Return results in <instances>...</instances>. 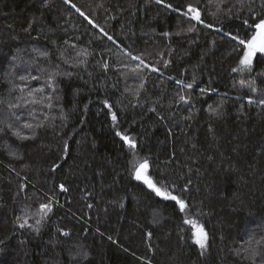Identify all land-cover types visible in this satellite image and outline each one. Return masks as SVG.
Here are the masks:
<instances>
[{"label":"trees","instance_id":"1","mask_svg":"<svg viewBox=\"0 0 264 264\" xmlns=\"http://www.w3.org/2000/svg\"><path fill=\"white\" fill-rule=\"evenodd\" d=\"M262 4L0 0V264H264Z\"/></svg>","mask_w":264,"mask_h":264},{"label":"snow or ice","instance_id":"2","mask_svg":"<svg viewBox=\"0 0 264 264\" xmlns=\"http://www.w3.org/2000/svg\"><path fill=\"white\" fill-rule=\"evenodd\" d=\"M162 0H157V3H161ZM167 7H171L170 5H166ZM262 7H264V4H262ZM188 12L192 13L191 19L202 22L200 17V12L192 7H188ZM245 24H248V21L246 20L244 22ZM250 30L252 31V34L249 38L244 37H238L233 36L232 39L238 41V47L237 51L242 52V56L239 58L238 62V68H234L233 71H250L253 64V58L257 55V53L264 54V18L254 19L253 23L249 26ZM242 46V47H239ZM188 87H191V85H188ZM183 99V97H181ZM260 103L264 104V100H261ZM117 135H120V133H117ZM125 141L127 142V137H123ZM130 143V142H129ZM130 146H133L130 143ZM148 163L145 161L143 164L140 165L139 170L136 173V179L141 180L143 179L144 183L147 184L149 188H151L157 196H162L165 199H171L176 201V203L179 205V208L181 211L184 210L185 204L182 200H180L178 197L171 195L170 193H167L165 191H162L159 187H157L153 181L148 178L147 176L143 175L147 171ZM63 188V186H61ZM44 208H47V205L42 206ZM19 219V218H18ZM186 223H189V221H186ZM27 225V220L25 219L22 223H20V227L23 228ZM37 231H39L37 229ZM196 238V243L200 246L201 249L205 247V242L207 240V234L204 232L203 228L199 229V232Z\"/></svg>","mask_w":264,"mask_h":264}]
</instances>
